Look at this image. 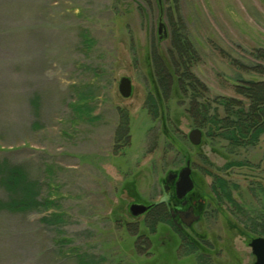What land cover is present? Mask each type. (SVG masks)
<instances>
[{
    "label": "rangeland",
    "instance_id": "obj_1",
    "mask_svg": "<svg viewBox=\"0 0 264 264\" xmlns=\"http://www.w3.org/2000/svg\"><path fill=\"white\" fill-rule=\"evenodd\" d=\"M177 35L192 44L190 70L209 97L239 99L264 82V0H0V161L21 166L38 199L53 203L0 212V264H163V223L130 219L123 193L159 201L162 123L163 177L187 155L207 183L214 174L260 197L264 134L236 151L243 165L224 171L216 168L224 158L206 152L217 165L208 166L187 141L194 124L182 116L188 100L170 55ZM122 76L133 86L127 99L117 90ZM125 119L126 142L115 135ZM257 200L243 206L247 222L229 218L247 240L224 218L196 224L218 253L212 264L252 262L246 242L264 236L249 228L264 217ZM51 214L60 217L42 220Z\"/></svg>",
    "mask_w": 264,
    "mask_h": 264
},
{
    "label": "trees",
    "instance_id": "obj_2",
    "mask_svg": "<svg viewBox=\"0 0 264 264\" xmlns=\"http://www.w3.org/2000/svg\"><path fill=\"white\" fill-rule=\"evenodd\" d=\"M173 38H177L171 45V50L174 52L170 53L177 61L175 66L177 74H175L174 81L176 78L177 92L181 90V95L188 100L182 116L191 119L194 127L202 129L205 139H210L207 141H211L216 156L225 159L222 165L216 167L217 165L207 158V165L216 167L220 171L241 166V162H234L232 158L236 151L255 146L264 134V82L256 83L253 89L240 90L239 99L222 96L209 97L204 84L190 70L192 61L197 57L192 44L185 36L177 35ZM259 59L264 60V55L262 54ZM211 104L216 107L211 109ZM121 118L124 119V116ZM126 126V119L119 122L115 133L117 140L124 138L126 142L125 138L128 136ZM219 142L225 143L220 151L214 146ZM211 179V182L216 183L230 182L217 175ZM0 189L4 193V196L0 198V212L26 214L40 208L44 210L52 208L53 203L50 200L38 199V182L30 179L21 166L11 164L6 160L0 161ZM250 192L251 190L247 189L246 204L254 201L256 197L259 199L257 202L263 201L264 203V190L261 187L255 190L256 193L259 192L260 197L257 193L254 198ZM59 217L57 214H51L44 216L42 220L50 223ZM257 221L261 222L255 223L252 227L248 225L249 228L252 230L259 228L264 234V217H260ZM153 222L162 223L155 220ZM153 222L151 228L154 230L155 223Z\"/></svg>",
    "mask_w": 264,
    "mask_h": 264
},
{
    "label": "flooded vegetation",
    "instance_id": "obj_3",
    "mask_svg": "<svg viewBox=\"0 0 264 264\" xmlns=\"http://www.w3.org/2000/svg\"><path fill=\"white\" fill-rule=\"evenodd\" d=\"M198 129L202 132V138L200 144L194 146L196 158L201 161L206 152H208L210 156H216L215 151L212 150L211 144H209L210 142L207 143V140H204V131L200 128ZM161 136L162 176L160 180L159 201H142L138 198L136 193L123 188L124 197L128 200L126 214L130 219H135L137 222L144 219L146 220L149 216V223L151 218L163 223V264H177L178 262V264H181L179 258L185 256V259L189 258V260H196L198 264H212L211 262L214 261L218 253L211 251L212 249L207 245L206 236L202 231L197 230L195 226L200 222L214 221L216 218H224L226 222L228 221L227 228L231 232L236 233V239L239 238L240 241L243 239L247 240V234L240 228L238 230L236 225L230 224L229 218L233 215L240 218L241 223L242 221L247 222V215L243 211V206H246L245 200L248 188L245 187L246 189H242V186L234 182H226L223 184L210 181L207 183L203 176L194 171L195 169L192 168L194 161L190 160L187 155L184 156L187 158L183 166L174 171L165 172L163 177V123L161 127ZM206 159L207 158L204 157L202 161L205 164H207ZM187 162L189 163V177L192 181V185L188 191L183 193L180 189H177L176 182L178 179V172ZM169 172L174 174H172L171 177H168ZM207 174H209V172H207ZM211 175L213 176H209L210 178L214 177V174ZM243 193L244 195L246 194L245 198L242 197ZM132 203H142L149 206V208L145 213L133 217L128 209L129 205ZM145 220L144 223L146 222ZM258 237L264 238V236H261L260 234L257 235V237L250 238L248 242H246V246L249 248L250 254L253 258L252 262L249 264H253L255 261V257L251 252L249 244L252 239ZM173 251H176V255ZM170 253H172V255ZM172 257H175L176 261L168 260ZM234 264L243 263L235 262Z\"/></svg>",
    "mask_w": 264,
    "mask_h": 264
},
{
    "label": "water",
    "instance_id": "obj_4",
    "mask_svg": "<svg viewBox=\"0 0 264 264\" xmlns=\"http://www.w3.org/2000/svg\"><path fill=\"white\" fill-rule=\"evenodd\" d=\"M157 2L160 4L161 0H157ZM163 27V24L161 22L158 23V31L160 32L161 28ZM117 90L119 95L127 99L131 96L133 86L131 80L126 77L122 76L118 80L117 84ZM188 141L191 145L197 146L201 142L202 138V132L198 128H193L189 130L187 133ZM174 174L172 172L168 173V177H171V175ZM190 175V168L189 163L187 162L184 167L180 169L178 172V179H177V189L181 190L183 193L188 191L191 188L192 181L189 177ZM149 206L144 205L142 203H132L129 205V213L133 216H139L143 213H145L148 210ZM251 248V252L253 256L255 257V261L253 264H264V238L258 237L251 240L249 244Z\"/></svg>",
    "mask_w": 264,
    "mask_h": 264
}]
</instances>
